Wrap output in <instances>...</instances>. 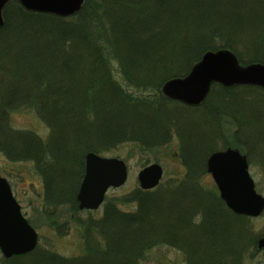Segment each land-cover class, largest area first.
Listing matches in <instances>:
<instances>
[{
  "label": "trees",
  "instance_id": "obj_1",
  "mask_svg": "<svg viewBox=\"0 0 264 264\" xmlns=\"http://www.w3.org/2000/svg\"><path fill=\"white\" fill-rule=\"evenodd\" d=\"M89 1L67 17L29 11L16 0L3 8L0 152L33 162L45 205L66 204L75 214L83 252L65 257L37 245L10 258L0 254V264H142L159 245L179 249L185 264H245L256 241L248 218L231 212L214 187L201 182L216 148L193 139L189 122L181 121L190 116L178 108L186 105L158 89L185 75L205 50L226 48L244 64L264 63V0H93L88 19ZM106 44L130 85L157 93L124 90L112 78ZM200 106L210 118L227 114L236 127L244 121V154L248 162H264V89L213 83ZM17 108L33 111L47 134L12 128L9 113ZM173 135L182 174L150 190L134 188L119 201L105 199L98 217L77 208L87 152L103 155L123 144L151 152ZM119 202L135 207L124 210Z\"/></svg>",
  "mask_w": 264,
  "mask_h": 264
},
{
  "label": "rangeland",
  "instance_id": "obj_2",
  "mask_svg": "<svg viewBox=\"0 0 264 264\" xmlns=\"http://www.w3.org/2000/svg\"><path fill=\"white\" fill-rule=\"evenodd\" d=\"M92 2L93 0H91V3L89 1L90 4L86 6V9L91 7L89 11L86 12L84 10V13H87L88 19H91V17L93 18V12L95 11ZM84 3L85 0L82 7ZM92 4L93 6H90ZM102 48L112 78L124 90L134 93L135 95L145 96H153L157 93L154 89L136 88L130 85L122 75L119 62L117 58L113 56L107 44L103 45ZM241 54L243 55L244 53ZM239 63L244 65L243 62L239 61ZM158 90L160 94L163 95L161 86ZM178 108L182 109L181 111L183 113L189 114V118L184 117L181 121L189 122V133H191V136L196 142L207 145L212 141V145L216 149H224L227 146H237L240 148V151L244 153V121L239 124V128L238 125L237 127L235 126L231 117L223 112L220 113V111L217 113V118H210L211 116L206 113L209 109H205L204 106H198L193 110L183 105L178 106ZM238 108L240 109L239 106ZM9 114V124L12 128L30 129L42 137L47 134L46 127L40 122L33 111L26 108H17L10 111ZM184 133L186 132L184 131ZM216 133L217 138L214 136ZM236 141L243 142V144L237 143ZM178 142L179 139L177 136L173 135L167 145L154 148L151 152L142 151L133 144H123L103 154L104 156H115L124 160L128 168L125 183L118 188H110L105 195V199L116 198L118 200V198H121L124 194L139 187L137 173L145 163L157 162L160 164L163 169L160 183L171 178L173 175L182 174L184 166L178 158ZM259 146L264 151V148L261 145ZM142 157L146 158V160H142ZM248 163L249 172L254 180L255 189L259 194L264 196V162L260 159L253 158L252 162ZM0 176L7 179L12 194L20 205L22 214L37 232L38 246L50 249L65 257L77 256L83 252V242L81 238L83 230L77 222L75 214L66 204L50 209L45 205L42 177L34 167L32 161L11 160L0 152ZM201 182L206 188L214 187L218 193L214 181L206 170L205 174L201 177ZM118 205L124 210H133L135 207L134 204H122L121 202H119ZM92 212L93 216H100L102 206ZM80 217L85 218L86 213H80ZM247 218L248 231L250 232V236L256 237V241L251 247H249L250 243L247 245V248L249 247L250 249L245 253L244 262L245 264H264V247H257L258 238L264 236L261 235L264 233V209L260 215ZM142 264H185V257L184 254L175 247L159 245L154 246L147 252L142 260Z\"/></svg>",
  "mask_w": 264,
  "mask_h": 264
},
{
  "label": "water",
  "instance_id": "obj_3",
  "mask_svg": "<svg viewBox=\"0 0 264 264\" xmlns=\"http://www.w3.org/2000/svg\"><path fill=\"white\" fill-rule=\"evenodd\" d=\"M10 0H0V27L2 10ZM29 11L67 17L77 13L84 0H16ZM213 82L225 87L254 85L264 89V63L242 65L229 49L206 50L181 77L163 82L161 92L169 99L186 105L198 106L207 96ZM247 158L237 149L227 147L211 152L205 161L219 197L235 214L256 217L264 209V196L255 190L254 180L248 170ZM124 160L87 152L84 156V173L76 194L80 210L97 209L107 190L123 185L127 179ZM163 175L157 162L142 167L137 173L139 187L148 190L156 187ZM38 241L34 228L28 223L14 198L7 179L0 176V252L9 258L33 250ZM264 247V236L257 240Z\"/></svg>",
  "mask_w": 264,
  "mask_h": 264
},
{
  "label": "bare ground",
  "instance_id": "obj_4",
  "mask_svg": "<svg viewBox=\"0 0 264 264\" xmlns=\"http://www.w3.org/2000/svg\"><path fill=\"white\" fill-rule=\"evenodd\" d=\"M261 88V87H260ZM263 89V88H262Z\"/></svg>",
  "mask_w": 264,
  "mask_h": 264
}]
</instances>
